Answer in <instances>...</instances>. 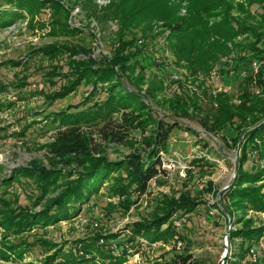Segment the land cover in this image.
Segmentation results:
<instances>
[{"label": "rangeland", "instance_id": "374dc122", "mask_svg": "<svg viewBox=\"0 0 264 264\" xmlns=\"http://www.w3.org/2000/svg\"><path fill=\"white\" fill-rule=\"evenodd\" d=\"M52 1L39 13L31 15L26 10L24 19L0 28V183L14 176L19 169L30 168L33 164L51 169L47 145L62 127L65 114L76 115L87 111L94 103L104 101L108 96L105 89L112 83L118 85L115 95L120 91L136 94L138 101L150 108L157 119L170 124L175 121L171 102L179 97L188 100L195 92L201 96L206 90L211 100L215 99L203 101L207 110L218 107L216 99L222 94L235 95L232 103H240L238 83L235 81L227 86L225 82L227 77H232L233 71L222 64L216 65L207 76L200 74L198 83H193L196 79L189 77L186 63L178 62L170 49V31L161 20L149 21L148 25L135 29L136 42L132 48L139 51L141 58L134 74L123 75L116 67L117 78L110 80L111 85L99 82L93 75L90 82L84 83L76 92L64 99H54L53 94L67 82L62 77L52 80L48 73L53 61L43 49L65 46L82 49L80 55L92 58L96 72L110 67L108 63L115 56L119 38L127 32L121 21L112 15L120 0ZM235 1L246 4V0ZM0 4H3L0 15L2 10L13 7L7 5L6 0H0ZM251 11L261 12L258 6H253ZM185 14L184 5L180 15ZM232 15L240 17L237 10ZM55 17L59 25L53 24ZM62 26L69 30L63 31ZM242 40L244 38L237 41ZM67 57L60 56L57 62L54 61L65 67L63 73L68 71ZM146 57L153 58V63L143 59ZM164 63L167 67L162 73ZM229 63V60L225 62ZM162 82L165 88L159 92L157 87ZM201 83L204 85L199 89ZM94 84L100 90L90 97ZM151 90L155 97L150 95ZM87 97H90L89 103L85 104ZM176 119L180 127L172 132L167 153L161 154L166 173L151 181L143 197L115 194V182L111 181L86 204L79 203V212L71 219L46 227L36 226L20 235H8L1 225L0 214V264H46L52 260L54 264H84L87 261L94 264H167L174 250L191 253L204 264H235L236 261L237 264H264V236L249 250L242 263L239 261L241 241L230 238L232 231L243 228L248 221L255 228H264L263 209L249 207L246 211H236L233 199L226 198L239 174L242 142L232 134H209L192 119ZM24 130L25 138L17 137ZM133 137L134 140L142 139L138 132ZM257 143L252 145L250 159L244 166L248 172L264 169L258 147L261 143ZM130 151L129 147L110 144L105 156L117 161ZM236 164L238 172L233 178ZM182 171L185 177L181 176ZM31 183V180L21 178L20 183L8 189L5 199L10 200L14 208H25L34 214L42 211L45 201L34 205L37 191ZM4 190L2 186L0 197L5 195ZM182 197L196 205L184 216L174 215L175 232L169 240L151 243L147 238H136L134 225L150 221L154 210L158 211L155 209L158 201ZM224 202L227 211L233 215L225 210ZM229 217L233 222L231 226ZM226 238L228 253L225 257ZM85 245L92 246L89 252L84 250ZM20 250L22 253L18 255ZM106 255L113 258H104ZM117 256L126 259L122 262Z\"/></svg>", "mask_w": 264, "mask_h": 264}, {"label": "trees", "instance_id": "16d2710c", "mask_svg": "<svg viewBox=\"0 0 264 264\" xmlns=\"http://www.w3.org/2000/svg\"><path fill=\"white\" fill-rule=\"evenodd\" d=\"M51 2L53 1L6 0V4L13 7L1 11L0 28L24 19L26 10L31 15L39 13ZM184 5L186 14L181 16L180 10ZM253 6H258L261 12H252ZM234 10L240 13V17L232 15ZM112 15L121 21L127 34L120 36L115 56L108 63L110 67L95 72L92 58H87L84 53L80 55L82 49L66 46L43 49L45 55L49 54L53 61L52 70L48 73L52 80L62 77L67 82L60 91L53 94L54 99H64L76 92L84 83L90 82L93 75L99 82H109L111 85L110 80L117 78L116 67L123 75L128 72L134 74L141 58L139 51L132 48L136 42L134 31L148 25L149 21L161 20L170 31V49L178 62L186 63L189 77L196 79L193 83H198L200 74L207 76L216 65L222 64L233 71L232 77H227L225 82L227 86L235 81L238 83L240 103H232L235 95L222 94L216 99L218 107L207 110L203 101L211 100L208 91L203 90L201 96L195 92L188 100L179 97L171 102L170 108L174 112L175 121L170 124L157 119L150 108L138 101L136 94L120 91L115 95L118 85L112 83L105 89L108 96L104 101L94 103L85 112L64 115L62 127L47 145V159L51 169L33 164L30 168L19 169L14 176L0 183V188L3 186L5 189V195L0 197L1 225L8 235H20L36 226L46 227L71 219L79 212V203L86 204L111 181L115 182V194L127 197L138 194L143 197L148 192L151 181L166 173L161 153H167L170 136L180 127L177 117L192 119L209 134H232L237 141L242 142L239 174L226 198L233 199L236 211H246L249 207L264 210V185H259L264 182V169L258 168L253 172L244 169L250 159L252 145L258 144L257 141L261 143L257 146L260 157L264 160V123L242 139L249 129L264 121V0H246V4L235 0H120ZM56 18L53 24L59 25ZM62 27L65 32L69 30L66 26ZM239 38L244 40L237 41ZM66 55L68 71L63 73L65 67L55 62L60 56ZM143 59L153 63V58ZM228 60L231 64H225ZM161 67L162 73L166 72V64ZM203 85L201 83L199 89ZM157 88L162 92L164 82ZM99 90L97 84H94L89 96L94 97ZM150 95L155 97L153 90ZM90 97H87L85 104L89 103ZM74 108L77 109L78 106ZM136 132L142 135L141 140H134ZM18 136L24 139L25 130ZM110 144L129 147L131 151L122 159L111 161L105 156ZM62 168L72 170L66 172ZM73 177L75 179H71ZM21 178L31 180L37 191L34 205L45 201L39 213L33 214L21 207L14 208L10 200L5 199L8 189L20 183ZM195 205L185 197L158 201L155 206L158 211L154 210L153 218L134 225L136 238L144 237L151 243L169 240L175 232L174 215L184 216ZM223 206L227 211L226 202ZM229 214L233 215L232 212ZM263 236L264 228H255L249 221L244 223L243 228L231 232L232 241H241V263ZM90 248L91 245H85L84 250L89 252ZM21 253V250L17 251L18 255ZM109 257L113 258L109 255L104 258ZM116 258L122 262L126 259L122 256ZM46 264L54 263L52 260ZM84 264L94 263L87 261ZM167 264H204V261L191 253L174 250Z\"/></svg>", "mask_w": 264, "mask_h": 264}, {"label": "water", "instance_id": "95a60500", "mask_svg": "<svg viewBox=\"0 0 264 264\" xmlns=\"http://www.w3.org/2000/svg\"><path fill=\"white\" fill-rule=\"evenodd\" d=\"M263 123H264V121H263L262 123H260L259 125H257V126H255V127L251 128L250 130H248V131L244 134V136H245L248 132H250L251 130H253V129L259 127V126H261ZM237 172H238V164H236L235 171H234V177H233V178L236 177ZM229 223H230V226L233 224V222H232V220H231L230 217H229ZM226 240H227V238L225 239V242H224V246H225V249H226L225 257H226V255H227V253H228V249H227V248H228V245H227V241H226Z\"/></svg>", "mask_w": 264, "mask_h": 264}, {"label": "built area", "instance_id": "2783aa9c", "mask_svg": "<svg viewBox=\"0 0 264 264\" xmlns=\"http://www.w3.org/2000/svg\"><path fill=\"white\" fill-rule=\"evenodd\" d=\"M254 67H255V68L257 67L256 64H254ZM161 154L164 156V153H161ZM162 159H163V158H162ZM181 176H183V177L186 176L184 171L181 172Z\"/></svg>", "mask_w": 264, "mask_h": 264}]
</instances>
